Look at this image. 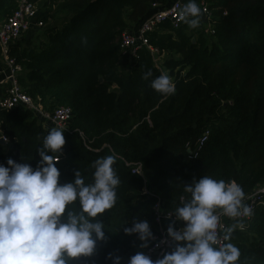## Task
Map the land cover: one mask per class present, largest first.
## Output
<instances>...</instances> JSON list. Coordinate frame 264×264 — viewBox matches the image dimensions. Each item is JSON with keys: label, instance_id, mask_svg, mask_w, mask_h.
<instances>
[{"label": "trees", "instance_id": "1", "mask_svg": "<svg viewBox=\"0 0 264 264\" xmlns=\"http://www.w3.org/2000/svg\"><path fill=\"white\" fill-rule=\"evenodd\" d=\"M157 1L32 0L43 9V23L59 15L64 23L46 28L37 40L16 41L9 51L22 67L21 86L45 111L72 110L56 164L59 182H71L77 170L91 182L93 161L115 157L117 201L98 217L106 240L91 257L72 264H111L105 259L110 252L127 264L137 251L145 252L123 228L146 220L153 236L159 235L154 204L160 199L172 212L188 196L183 185L193 179L235 181L245 197L264 183V0H217L211 7L212 41L202 27L189 33L185 22L148 35V45L160 55L171 53L163 63L175 85L170 95L150 87L162 72L147 48L128 71L119 69L122 33L150 15ZM16 6L17 0H0V21ZM149 69L152 77L145 80ZM50 129L24 107L0 109V134L9 145L8 150L0 143V164L7 166L11 158L35 167ZM205 130L208 141L190 159ZM134 163H141L142 176L127 166ZM243 223L231 240L241 252L238 264H264V206Z\"/></svg>", "mask_w": 264, "mask_h": 264}, {"label": "clouds", "instance_id": "2", "mask_svg": "<svg viewBox=\"0 0 264 264\" xmlns=\"http://www.w3.org/2000/svg\"><path fill=\"white\" fill-rule=\"evenodd\" d=\"M201 12L195 0H187L180 19L196 28ZM151 77L149 69L142 78ZM150 87L161 95L175 92L164 73L152 78ZM63 133L52 128L43 137L35 167L11 158L7 166L0 164V264H72L76 258L91 257L97 243L106 240L105 223L98 217L117 201L120 178L113 167L115 157L93 161L91 182L77 170L71 182L60 183L56 164L65 144ZM0 140L6 142V137ZM183 191L187 198L168 214L174 219L166 229L167 239L153 244L158 248L171 242V250L155 260L137 251L127 264H238L241 252L231 242L233 232L243 229L241 218L252 214L242 187L203 175L184 184ZM221 216L232 223L225 226ZM176 222L183 226L174 227ZM123 232L135 235L140 249H148L155 240L146 220L133 221ZM105 259L121 264V257L112 252Z\"/></svg>", "mask_w": 264, "mask_h": 264}, {"label": "built area", "instance_id": "3", "mask_svg": "<svg viewBox=\"0 0 264 264\" xmlns=\"http://www.w3.org/2000/svg\"><path fill=\"white\" fill-rule=\"evenodd\" d=\"M217 0H195L198 7L202 10L201 14L205 16V22L211 26L210 32L213 34L211 7ZM187 3V0H158L152 8V13L145 17L139 24L132 26L130 30L122 33L121 59H128L134 63L138 59V53L147 48L156 62L160 55L158 49L148 45V35L158 30L160 27L169 24L173 29H179L184 21L180 19V13ZM160 5H166L163 9L157 10ZM44 26L40 19V10L32 0H17L16 8L0 21V87L2 94L0 96V109L10 111L16 107H24L31 110L39 119L51 128H58L61 131L67 130L72 120V110L70 107L61 106L53 112L45 111L39 99H33L21 86L19 77L23 72L22 67L16 64L15 60L9 56L11 46L31 30L41 29ZM210 136L209 130L203 131L201 137L194 144V150L190 154V159L197 158L205 146ZM5 143V140H2ZM6 143H8L6 139ZM189 147V143L187 144ZM132 167V173L142 176L141 163L127 164ZM145 194H151L149 189L144 190ZM184 199H181V202ZM244 203L252 210L249 217L241 218L243 221L249 220L256 207L264 206V183L259 185L251 194L245 197ZM155 223L159 228V235L154 236L155 240L150 243L145 254L150 255L153 260L161 257L164 252L171 250V242L161 244L155 248L153 244L166 240V223H172L173 217L164 210L160 199L153 206ZM230 220L221 216V222L227 226L226 222ZM177 227H182L181 222H176Z\"/></svg>", "mask_w": 264, "mask_h": 264}, {"label": "rangeland", "instance_id": "4", "mask_svg": "<svg viewBox=\"0 0 264 264\" xmlns=\"http://www.w3.org/2000/svg\"><path fill=\"white\" fill-rule=\"evenodd\" d=\"M38 8H39V10H40V13L42 14V7L40 6V5H38ZM41 14H40V16H41ZM64 17L62 16V15H59L56 19H54V20H50L49 22H47V23H44V26L41 28V29H38V30H32V32H29L28 34H26V35H24L21 39H23V38H26V39H33V40H37L38 39V37H42V34H43V32H44V30L46 29V28H48V27H57V28H59V27H61L62 26V24L64 23ZM200 27H202L203 29H204V32H205V34L207 35V39H209V41H212L213 40V34L210 32V29H211V26L208 24V23H206V22H202L201 20H200V23H199V25H198V29H200ZM185 29L189 32V33H193V29L194 28H191V27H189L187 24L185 25ZM171 56V53H167V52H165V53H162L161 55H159L158 56V58L156 59V66L157 67H159L160 69H162L163 70V63H164V61L168 58V57H170ZM121 61V60H120ZM133 65V63L132 62H121L120 63V71L121 72H126V71H128L129 70V68L131 67ZM165 74H167V72H164ZM38 117V116H37ZM39 118V117H38ZM0 136H1V134H0ZM5 145H7L8 146V150H9V145H8V143H6L5 142Z\"/></svg>", "mask_w": 264, "mask_h": 264}, {"label": "crops", "instance_id": "5", "mask_svg": "<svg viewBox=\"0 0 264 264\" xmlns=\"http://www.w3.org/2000/svg\"><path fill=\"white\" fill-rule=\"evenodd\" d=\"M164 6H166V5H160L159 7H158V9L157 10H161V9H163L164 8ZM2 20V19H1ZM200 20L202 21V22H205V20H206V18H205V16L204 15H202L201 14V18H200ZM33 30H35V29H33ZM30 32H32V30L30 31ZM132 62L133 64H135L133 61H130V60H128V59H121V61H120V63L122 62ZM158 69L162 72V73H164V72H167L166 70H165V68L163 67V70L162 69H160L159 67H158ZM165 74V73H164ZM148 188V187H147ZM146 188V189H147ZM170 224V222H167L166 223V227H168V225ZM178 226V224H175L174 225V227H176V228H179V227H177Z\"/></svg>", "mask_w": 264, "mask_h": 264}, {"label": "water", "instance_id": "6", "mask_svg": "<svg viewBox=\"0 0 264 264\" xmlns=\"http://www.w3.org/2000/svg\"><path fill=\"white\" fill-rule=\"evenodd\" d=\"M193 42H195V41L193 40ZM0 143L3 144V145H5V143L2 140H0Z\"/></svg>", "mask_w": 264, "mask_h": 264}]
</instances>
